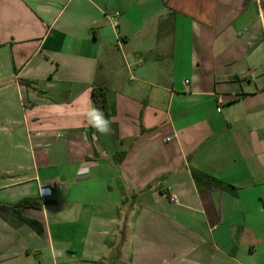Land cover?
I'll use <instances>...</instances> for the list:
<instances>
[{
  "label": "crops",
  "instance_id": "1",
  "mask_svg": "<svg viewBox=\"0 0 264 264\" xmlns=\"http://www.w3.org/2000/svg\"><path fill=\"white\" fill-rule=\"evenodd\" d=\"M23 200L0 264H264V0H0V205Z\"/></svg>",
  "mask_w": 264,
  "mask_h": 264
},
{
  "label": "trees",
  "instance_id": "2",
  "mask_svg": "<svg viewBox=\"0 0 264 264\" xmlns=\"http://www.w3.org/2000/svg\"><path fill=\"white\" fill-rule=\"evenodd\" d=\"M108 90L105 86L96 85L93 88L92 91V99L93 104L95 107V114H96V120L97 122H106L110 121L111 118L115 115V111L113 108L110 107L107 99ZM195 180L199 183V181L204 180L207 184V186H219L223 187L224 189H230L231 187L224 185L220 181H217L216 179L212 178L211 176L201 174V173H195L194 174ZM30 206L29 200H23L19 203H17L14 206H5L0 205V213L5 214H12L20 216L23 212V210L27 209ZM28 222L34 226V222L28 220Z\"/></svg>",
  "mask_w": 264,
  "mask_h": 264
},
{
  "label": "built area",
  "instance_id": "3",
  "mask_svg": "<svg viewBox=\"0 0 264 264\" xmlns=\"http://www.w3.org/2000/svg\"><path fill=\"white\" fill-rule=\"evenodd\" d=\"M120 16V14L119 13H115L114 15H113V17H111L110 18V20H111V22H112V25L114 26V27H116L117 25H118V17ZM188 82V81H187ZM186 82V83H187ZM56 137L57 138H62L63 137V135L61 134V133H58L57 135H56ZM85 176V175H84ZM80 177H82V176H80ZM64 188H65V185L64 184H62V183H59V182H53V183H51V184H47V185H44V186H42V189H41V195H44V194H50L51 192H53V191H56V190H58V191H62V190H64ZM171 201L173 202V203H178V201H177V199L175 198V197H171Z\"/></svg>",
  "mask_w": 264,
  "mask_h": 264
},
{
  "label": "clouds",
  "instance_id": "4",
  "mask_svg": "<svg viewBox=\"0 0 264 264\" xmlns=\"http://www.w3.org/2000/svg\"><path fill=\"white\" fill-rule=\"evenodd\" d=\"M99 130H100L101 132H104V131H106V129H105V128H103V127H101Z\"/></svg>",
  "mask_w": 264,
  "mask_h": 264
}]
</instances>
